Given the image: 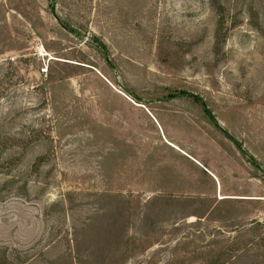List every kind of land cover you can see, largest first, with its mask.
<instances>
[{"label":"rangeland","instance_id":"rangeland-1","mask_svg":"<svg viewBox=\"0 0 264 264\" xmlns=\"http://www.w3.org/2000/svg\"><path fill=\"white\" fill-rule=\"evenodd\" d=\"M0 264H264V0H0Z\"/></svg>","mask_w":264,"mask_h":264}]
</instances>
